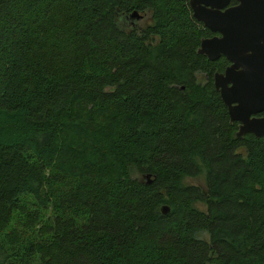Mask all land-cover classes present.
Segmentation results:
<instances>
[{
    "label": "trees",
    "instance_id": "16d2710c",
    "mask_svg": "<svg viewBox=\"0 0 264 264\" xmlns=\"http://www.w3.org/2000/svg\"><path fill=\"white\" fill-rule=\"evenodd\" d=\"M209 36L187 0H0V264H264Z\"/></svg>",
    "mask_w": 264,
    "mask_h": 264
},
{
    "label": "water",
    "instance_id": "95a60500",
    "mask_svg": "<svg viewBox=\"0 0 264 264\" xmlns=\"http://www.w3.org/2000/svg\"><path fill=\"white\" fill-rule=\"evenodd\" d=\"M229 1L188 0L192 19L219 34L201 39L196 53L209 61L222 56L230 62L223 73L212 75L213 88L227 108L229 121L241 123L236 136L250 133L259 138L264 135V118L249 120L248 115L264 112V0H235L236 5L225 8ZM141 16L133 12L128 19ZM252 87L261 92H249ZM251 104L258 106L251 109ZM144 178L148 183V175ZM159 211L167 214L169 208L161 205Z\"/></svg>",
    "mask_w": 264,
    "mask_h": 264
},
{
    "label": "flooded vegetation",
    "instance_id": "af4514ba",
    "mask_svg": "<svg viewBox=\"0 0 264 264\" xmlns=\"http://www.w3.org/2000/svg\"><path fill=\"white\" fill-rule=\"evenodd\" d=\"M231 2H234V3H231ZM234 5H236V1L235 0H230L229 2H228V4H227V6L225 7V8H227V7H231V6H234ZM187 6H188V0H187ZM189 8V7H188ZM190 10V9H189ZM190 14H191V12H190ZM131 15V14H130ZM130 15H128L127 16V19H128V17L130 16ZM129 20H131V22H132V20H135V19H129ZM202 26V25H201ZM203 27V26H202ZM204 28V27H203ZM205 29V28H204ZM208 31V30H207ZM208 33H209V37H206V38H210V37H213V36H216V37H219V34L218 33H211L210 31H208ZM206 38H203V39H206ZM224 59V64H223V66H222V69H221V71H219V72H217V71H215L214 73H223L224 72V70L227 68V67H229L230 66V62H228L224 57H222V56H219L216 60H218V59ZM216 60H213V61H216ZM239 70V69H238ZM213 73V74H214ZM212 74V75H213ZM211 83H212V77H211ZM213 86V85H212ZM228 86H229V84H228ZM253 89H258L260 92H261V89L259 88V87H252L251 89H249V92L251 91V93L253 92ZM215 91V90H214ZM217 92V94H218V91H216ZM219 96V95H218ZM261 96L264 98V93H261ZM220 99V98H219ZM221 101V100H220ZM222 103V102H221ZM222 105H223V107H224V109H225V112H226V115H227V108H226V106L222 103ZM235 104H232V106H234ZM258 105L257 104H251V109H254V108H256ZM261 118H264V112L262 111V112H252V113H250L249 115H248V119L249 120H252V119H261ZM227 119H228V122H229V124H233L234 126V129H233V134H234V136L236 137V138H238V139H242V138H244V137H247V136H251V137H253V138H255L252 134H250V133H246V134H242L241 136H239V137H237L236 136V133H237V131H238V129H239V126L241 125V123L239 122V121H232V122H230L229 121V118H228V115H227ZM261 137H264V135L263 136H260L259 138H261Z\"/></svg>",
    "mask_w": 264,
    "mask_h": 264
},
{
    "label": "rangeland",
    "instance_id": "374dc122",
    "mask_svg": "<svg viewBox=\"0 0 264 264\" xmlns=\"http://www.w3.org/2000/svg\"><path fill=\"white\" fill-rule=\"evenodd\" d=\"M147 19H148V16L144 15V17L141 16V18L139 20H133L132 22H134L137 25H142L143 21L145 22V21H147ZM197 80H200V79L197 77ZM186 183L190 184V185H194V186H200L201 180L199 178L187 179Z\"/></svg>",
    "mask_w": 264,
    "mask_h": 264
}]
</instances>
